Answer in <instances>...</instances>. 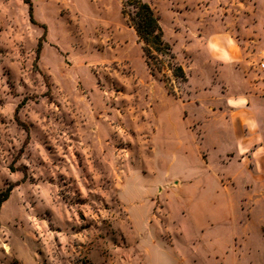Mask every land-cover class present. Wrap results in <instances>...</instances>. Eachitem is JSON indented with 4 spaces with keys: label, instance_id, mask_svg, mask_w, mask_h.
I'll return each mask as SVG.
<instances>
[{
    "label": "rangeland",
    "instance_id": "rangeland-1",
    "mask_svg": "<svg viewBox=\"0 0 264 264\" xmlns=\"http://www.w3.org/2000/svg\"><path fill=\"white\" fill-rule=\"evenodd\" d=\"M124 1L0 0V264H264V207H222L195 153L233 140V69L264 76V0H144L186 79Z\"/></svg>",
    "mask_w": 264,
    "mask_h": 264
},
{
    "label": "crops",
    "instance_id": "crops-1",
    "mask_svg": "<svg viewBox=\"0 0 264 264\" xmlns=\"http://www.w3.org/2000/svg\"><path fill=\"white\" fill-rule=\"evenodd\" d=\"M232 77H239L248 86L238 90L228 87L222 97V106L219 107L222 113L217 120L219 129L230 132L233 140L229 144L214 143L212 149L197 144L195 153L199 159L204 160L206 167L203 174L210 183V191L218 192V202L222 207H241L248 210L262 208L264 76L251 68L235 67ZM215 161L218 162L216 165ZM240 191L241 194L237 197L236 194ZM232 236L238 239L235 232Z\"/></svg>",
    "mask_w": 264,
    "mask_h": 264
},
{
    "label": "trees",
    "instance_id": "trees-1",
    "mask_svg": "<svg viewBox=\"0 0 264 264\" xmlns=\"http://www.w3.org/2000/svg\"><path fill=\"white\" fill-rule=\"evenodd\" d=\"M122 14L134 28L151 71L167 68L186 79L183 67L176 61L172 45L165 39L160 17L152 6L144 0H127L122 4ZM2 200L0 198V204Z\"/></svg>",
    "mask_w": 264,
    "mask_h": 264
},
{
    "label": "built area",
    "instance_id": "built-area-1",
    "mask_svg": "<svg viewBox=\"0 0 264 264\" xmlns=\"http://www.w3.org/2000/svg\"><path fill=\"white\" fill-rule=\"evenodd\" d=\"M259 69L262 71V73L264 74V60L259 62Z\"/></svg>",
    "mask_w": 264,
    "mask_h": 264
}]
</instances>
